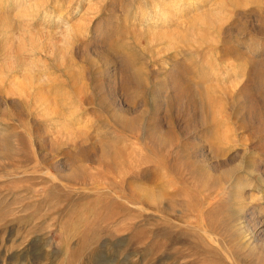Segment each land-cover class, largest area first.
Returning <instances> with one entry per match:
<instances>
[{
    "label": "rangeland",
    "instance_id": "1",
    "mask_svg": "<svg viewBox=\"0 0 264 264\" xmlns=\"http://www.w3.org/2000/svg\"><path fill=\"white\" fill-rule=\"evenodd\" d=\"M186 2L0 0V264H264V0Z\"/></svg>",
    "mask_w": 264,
    "mask_h": 264
},
{
    "label": "bare ground",
    "instance_id": "2",
    "mask_svg": "<svg viewBox=\"0 0 264 264\" xmlns=\"http://www.w3.org/2000/svg\"><path fill=\"white\" fill-rule=\"evenodd\" d=\"M194 1H196V0H187V2H186V4H185V6H184V11H185V9H187V8H190L189 6L192 4V2H194ZM159 15H166V10H165V8H163L162 9V11L160 12V14ZM166 17V16H165ZM255 66V65H254ZM255 68H257L256 66H255ZM255 68H253V70L255 71ZM126 75V74H125ZM133 75V74H132ZM131 75V76H132ZM131 76L129 77V76H127V77H125L124 78V80L125 81H127V80H129L130 78H131ZM140 79H139V82H141V83H143L144 82V80H143V78H142V74H140V77H139ZM243 88H245V87H243ZM244 90V89H243ZM190 101H192V98H190L189 99ZM260 225H263V224H260Z\"/></svg>",
    "mask_w": 264,
    "mask_h": 264
}]
</instances>
